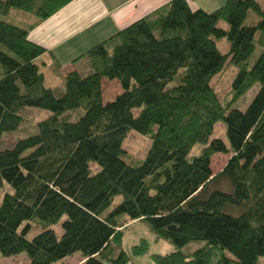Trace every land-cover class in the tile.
Instances as JSON below:
<instances>
[{"label":"trees","instance_id":"16d2710c","mask_svg":"<svg viewBox=\"0 0 264 264\" xmlns=\"http://www.w3.org/2000/svg\"><path fill=\"white\" fill-rule=\"evenodd\" d=\"M67 1L0 0V135L17 129L28 106L50 112L0 148V187H10L0 199V258L57 264L79 251L80 264H135L123 227L143 221L154 240L171 243L151 253L154 264H264V8L169 0L76 56L87 71L61 74L52 56L58 81L47 85L46 49L27 35ZM225 63L235 73L221 100L209 80ZM102 78L121 88L107 102ZM219 122L225 141L211 136ZM130 130L149 140L132 162L121 146ZM214 153L228 154L216 174ZM221 178L229 190L209 189ZM32 221L41 224L34 233ZM147 248L139 238L130 252Z\"/></svg>","mask_w":264,"mask_h":264},{"label":"rangeland","instance_id":"374dc122","mask_svg":"<svg viewBox=\"0 0 264 264\" xmlns=\"http://www.w3.org/2000/svg\"><path fill=\"white\" fill-rule=\"evenodd\" d=\"M260 3V6L264 8V0H256ZM197 4L204 7L206 10L214 9L215 4H220L223 0H195ZM218 25L225 28L226 25L223 22H219ZM217 48L224 53L227 51L226 41L224 38L216 39ZM77 68L80 70L87 71V58L81 57L77 61ZM235 73V69L229 64L225 63L219 72L214 75L210 80V84L216 92L217 97L219 99L224 100L228 99L229 97V88L231 83V78ZM45 82L47 85H52L55 82V78L52 77L51 73L46 72ZM101 97L103 102H107L114 98L113 96L116 95L118 92L121 91L118 82L115 80H108L107 78L101 79ZM255 87H252L248 90L240 99L234 102V106L237 109H243L248 101L250 100L252 94L254 93ZM49 110L41 109L39 107L28 106L27 108L22 110V122L17 127L16 130H12V132H3L0 135V148L12 145V143L18 137H23L25 134H29L34 131V123L39 119H43L49 114ZM76 112H71L68 115L75 116ZM224 125L221 122L216 123L214 125L213 131L211 133L212 137H221L225 141L224 132H223ZM121 146L125 152V158L127 161H133L137 159H141L144 154L146 153V149L149 145V140L137 133L134 130H130L121 140ZM200 145H194L191 148L190 154L198 153ZM228 157L227 153H214L210 156V168L213 174H216L220 171L223 164L226 162ZM3 186L0 187V199L2 194L6 190H10L9 185L6 182H3ZM211 187L218 188L220 190H229V185L227 181L223 178L217 179L215 181H211L209 185V189ZM52 227L56 230L57 234L60 235L62 231V227L59 224H53ZM31 231L30 233L37 232L41 229V224L32 221L30 223ZM124 234L122 237V248L125 250L126 253L129 254V259L131 262L135 264H154L151 261V253H166L169 252L171 248V243L163 240L157 239L154 240V235L150 229H148L146 223L143 221H134V222H127L125 227H123ZM141 238L148 243L147 253L143 255H136L133 256L130 252V247L137 242V240ZM192 248V245L190 249ZM27 257L25 253H18L17 255L6 256L4 258H0V264H27ZM82 261L81 255L79 251H74L71 255L65 256L62 258L61 261L57 264H80Z\"/></svg>","mask_w":264,"mask_h":264},{"label":"crops","instance_id":"0c3cea01","mask_svg":"<svg viewBox=\"0 0 264 264\" xmlns=\"http://www.w3.org/2000/svg\"><path fill=\"white\" fill-rule=\"evenodd\" d=\"M167 1L69 0L32 26L27 38L44 46L46 51L40 57L44 62L43 71L51 73L57 82L58 75L50 68L52 56L59 61L61 74H64L66 69L77 67L79 59L74 61V58L91 45L99 43ZM187 2L192 8L205 9L195 0Z\"/></svg>","mask_w":264,"mask_h":264}]
</instances>
